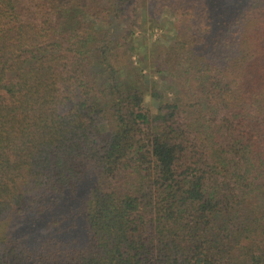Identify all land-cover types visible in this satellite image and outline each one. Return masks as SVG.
I'll use <instances>...</instances> for the list:
<instances>
[{
    "label": "trees",
    "instance_id": "obj_1",
    "mask_svg": "<svg viewBox=\"0 0 264 264\" xmlns=\"http://www.w3.org/2000/svg\"><path fill=\"white\" fill-rule=\"evenodd\" d=\"M0 264H264V0H0Z\"/></svg>",
    "mask_w": 264,
    "mask_h": 264
},
{
    "label": "rangeland",
    "instance_id": "obj_2",
    "mask_svg": "<svg viewBox=\"0 0 264 264\" xmlns=\"http://www.w3.org/2000/svg\"><path fill=\"white\" fill-rule=\"evenodd\" d=\"M158 19L148 18L142 9H138L130 48L122 52L123 57L118 62V68L120 76L129 82L141 74L142 79L148 82L150 90L152 85L160 87L162 102H170L176 96L177 89L170 84L165 72L157 73L160 67L154 64V57L160 55L159 64L166 61V48L176 39L175 22L173 15L168 11L161 14ZM146 95L145 106L155 121V117L159 115L157 101L155 97L150 96L149 91H146ZM153 127L155 128L154 125Z\"/></svg>",
    "mask_w": 264,
    "mask_h": 264
}]
</instances>
